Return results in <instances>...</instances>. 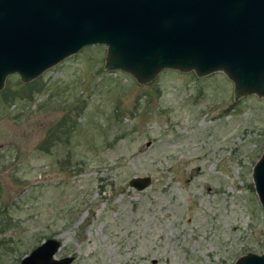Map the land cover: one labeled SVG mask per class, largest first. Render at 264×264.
<instances>
[{
    "label": "rangeland",
    "instance_id": "374dc122",
    "mask_svg": "<svg viewBox=\"0 0 264 264\" xmlns=\"http://www.w3.org/2000/svg\"><path fill=\"white\" fill-rule=\"evenodd\" d=\"M105 52L83 46L34 78L31 96L11 98L25 82L5 79L0 264H18L47 237L70 264H231L264 252L251 175L264 144V96L234 99L222 71L165 68L139 83L104 69ZM136 175L150 185L131 187Z\"/></svg>",
    "mask_w": 264,
    "mask_h": 264
},
{
    "label": "water",
    "instance_id": "95a60500",
    "mask_svg": "<svg viewBox=\"0 0 264 264\" xmlns=\"http://www.w3.org/2000/svg\"><path fill=\"white\" fill-rule=\"evenodd\" d=\"M92 44L106 46L104 69L139 83L165 68L222 71L234 99L264 96V0H0V90L7 75L31 81ZM251 175L264 207V144ZM128 183L141 190L151 177ZM59 246L47 237L18 264H70L71 255L55 257ZM231 264H264V253L248 251Z\"/></svg>",
    "mask_w": 264,
    "mask_h": 264
},
{
    "label": "trees",
    "instance_id": "16d2710c",
    "mask_svg": "<svg viewBox=\"0 0 264 264\" xmlns=\"http://www.w3.org/2000/svg\"><path fill=\"white\" fill-rule=\"evenodd\" d=\"M35 83H37L35 80H33V81H29V82H25V83H20V85H21V87L20 88H18V89H16V90H18V91H13L14 93H11V91L10 92H8L7 94L12 98V97H17V98H21V97H24V96H26V95H32V92L34 91V90H36L37 89V87H36V84ZM8 89V88H7ZM7 89L6 88H4V90H3V92L4 91H7ZM65 118V117H64ZM64 118L62 119V120H60V121H58V123L56 124V125H54V126H52V127H50L49 129H48V131H47V133L45 134V136H44V138L42 139V141H40V146L41 147H47V146H49V144L51 143V142H54V140L56 139V137H58L59 136V132H58V130H59V128L62 126V123H66V122H64ZM73 126H74V124H72L71 126H69V124L66 126V129L65 130H63V131H61V133L62 132H64L65 133V131L67 130V133L68 132H70V130L73 128ZM62 137H59V140H61L62 141Z\"/></svg>",
    "mask_w": 264,
    "mask_h": 264
},
{
    "label": "flooded vegetation",
    "instance_id": "af4514ba",
    "mask_svg": "<svg viewBox=\"0 0 264 264\" xmlns=\"http://www.w3.org/2000/svg\"><path fill=\"white\" fill-rule=\"evenodd\" d=\"M258 197V196H257ZM259 200V199H258ZM260 202V201H259ZM261 204V203H260ZM252 252H254V251H252ZM257 253V252H256ZM262 253H264V252H262Z\"/></svg>",
    "mask_w": 264,
    "mask_h": 264
}]
</instances>
